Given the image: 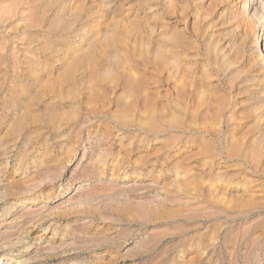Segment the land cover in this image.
Instances as JSON below:
<instances>
[{
	"label": "rangeland",
	"instance_id": "obj_1",
	"mask_svg": "<svg viewBox=\"0 0 264 264\" xmlns=\"http://www.w3.org/2000/svg\"><path fill=\"white\" fill-rule=\"evenodd\" d=\"M261 2L0 0V264H264Z\"/></svg>",
	"mask_w": 264,
	"mask_h": 264
},
{
	"label": "bare ground",
	"instance_id": "obj_2",
	"mask_svg": "<svg viewBox=\"0 0 264 264\" xmlns=\"http://www.w3.org/2000/svg\"><path fill=\"white\" fill-rule=\"evenodd\" d=\"M257 3H258L260 6H262V4H261V3H262L261 0H257ZM1 261H2V262L4 261V262H5V263L3 262L4 264H22V263L19 262V261L11 260V259H8V260H7L6 258H2ZM3 263H2V264H3Z\"/></svg>",
	"mask_w": 264,
	"mask_h": 264
}]
</instances>
